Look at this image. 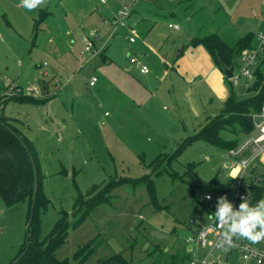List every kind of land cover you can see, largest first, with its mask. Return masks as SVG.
Returning a JSON list of instances; mask_svg holds the SVG:
<instances>
[{
    "label": "rangeland",
    "instance_id": "1",
    "mask_svg": "<svg viewBox=\"0 0 264 264\" xmlns=\"http://www.w3.org/2000/svg\"><path fill=\"white\" fill-rule=\"evenodd\" d=\"M143 1L165 10V15L151 14L156 20L145 39L154 44L161 35H167L168 42L186 41L187 36L166 26L162 16L170 17L171 10H181L190 21L179 32H207L220 25L230 45L245 32L264 29V0ZM120 10V0H44L31 11L20 0H0V116L29 127L26 136L33 143L40 188L47 198L38 211L39 239L46 237L62 211L71 227L81 215H72L77 207L78 212L84 210V201L97 195L106 182L120 180L108 201L93 208L53 249L55 257L69 259L68 264H96L114 253L131 264H154L183 252L189 218L203 213L204 205L211 206L204 192L218 190L230 196L236 182L225 166L230 159L227 148L244 132L237 126L221 127L219 136L229 142L224 147L195 137L207 119L221 111L231 90L228 79L220 83L224 95H219L209 85L213 76L204 78L209 68L202 58L200 66L182 64L174 71L164 68L162 55L168 50L164 46L158 51L144 48L141 55L142 30L105 22L113 21ZM211 14L226 20L212 25ZM87 31L97 35L96 53L81 58ZM128 36L135 42L129 43ZM130 47L148 67L147 73L128 61ZM60 56L71 58L69 68L54 67ZM195 73L199 77L189 82ZM92 76L97 82L88 88ZM253 80L240 77L232 88L235 95L244 98ZM15 96H35L41 103L10 99ZM262 175L256 183L261 189L258 201L264 200ZM144 177L151 178L152 198L145 184L133 183ZM28 191L20 205L0 215V264L15 259L25 239ZM78 195V206L73 207ZM253 245L264 249V241ZM213 255L218 264H254L234 249L228 255L225 250Z\"/></svg>",
    "mask_w": 264,
    "mask_h": 264
},
{
    "label": "trees",
    "instance_id": "2",
    "mask_svg": "<svg viewBox=\"0 0 264 264\" xmlns=\"http://www.w3.org/2000/svg\"><path fill=\"white\" fill-rule=\"evenodd\" d=\"M257 34V33H256ZM256 34L253 33H246L242 37H240L235 44L230 45L226 43L221 37L214 33H209L204 36H195L192 42L188 43L186 46H194L201 44L205 47L208 51L210 56L212 57L214 63L219 67L222 71V65L225 67H229L233 60L236 59L240 52L245 48H250L254 46L255 43L254 39L256 38ZM185 46V47H186ZM183 48L178 51L176 58L179 57L182 52ZM176 58L173 61H176ZM167 69V65H166ZM254 73V80L252 81L251 85L245 88V93L247 95L244 98H238L234 91L231 83V90L228 93L227 98L225 99L221 111L212 119H207V122L200 128L197 132L195 137H200L206 142L211 145L217 147H224L228 141L223 140L219 136V131L221 127H233L237 126L244 134H248L252 131V122L249 117L250 113L254 110L259 109L264 104V53L262 54L258 65L256 66ZM229 81V80H228ZM10 99H15L19 102H27L38 104L37 98L30 96L29 98H22L21 96H15ZM0 125L3 126L8 131L13 130L17 135L16 132V125L17 122L13 119L7 118L4 115L0 116ZM20 142H24L26 145V153L33 158V164L37 171V182L38 187L35 192V199L32 200L33 195V177L31 180L30 188L28 191V210H27V218H26V225L27 229L25 230V239L23 243L20 245L17 256L15 259L11 260L7 264H68L69 259H58L53 254V249L63 242L66 238L70 229H74L78 226L83 219L90 213V211L97 207L99 204L105 203L108 201V197L110 196L111 192L114 188L120 183L119 179H110L108 182L105 183L103 187H101L99 193L90 197V199L84 201L85 209L78 212V201L80 200V195L77 196L75 199L73 207H77L72 215L81 214L71 225L68 227V219L67 213L62 211L61 217L57 220L55 225L52 227L50 232L46 235L45 238L39 239V209L43 206H46L47 198L42 193L40 188V173H39V166L36 161V156L34 152V148L30 142L26 139L20 137L18 139L15 135H13ZM236 142L235 140L232 142L234 145ZM227 144V145H228ZM232 145V146H233ZM229 146V145H228ZM227 146V147H228ZM229 146L228 148L232 147ZM226 147V148H227ZM227 148V149H228ZM159 158H155L153 165L156 166V162ZM30 160V159H29ZM30 165L32 168V164L30 161ZM134 184L142 183L145 184L150 197H153V185L150 177H144L141 179H136L133 181ZM98 188V187H97ZM251 193L249 194V203L251 205H255L259 198L261 189L252 184L251 186ZM217 193H224V191H216ZM31 218L30 222L28 223V219ZM28 223V224H27ZM88 253H85L82 257H86ZM188 257V253L183 250V252H176L171 254L166 259L161 260L158 259L157 262L154 264H182L186 258ZM161 261V262H160ZM96 264H131L127 261L121 253H114L110 256L99 259Z\"/></svg>",
    "mask_w": 264,
    "mask_h": 264
},
{
    "label": "built area",
    "instance_id": "3",
    "mask_svg": "<svg viewBox=\"0 0 264 264\" xmlns=\"http://www.w3.org/2000/svg\"><path fill=\"white\" fill-rule=\"evenodd\" d=\"M120 1L122 10L119 13L117 12L118 14L116 18L114 16L113 22L122 23V20L126 19L131 13L133 6L139 2V0ZM119 17H123V19L120 20ZM109 21V19L105 20L106 23ZM168 26L178 28L177 25L169 24ZM96 38L97 35L94 31L87 33L84 38V52L92 53L94 51L96 53L94 46ZM127 39L129 43L134 41L133 36H128ZM256 40L257 43L254 46L243 49L236 58L232 75L228 78L232 85L237 86L240 77H244L247 81L254 79L253 71L264 53V29L257 32ZM127 56L128 61L135 64L139 72H148V67L132 53V49H129ZM96 82L97 78L95 76L90 77L87 84L88 88L95 86ZM28 90L34 91L32 87H29ZM10 94L14 95L16 93L11 91ZM249 117L252 122V131L227 149V156L231 159V164L239 168L235 186L230 196L227 197L236 209L239 208L242 197H248L249 202L248 189L251 190L252 184L256 185L264 173V167L260 164L261 156L264 153V104L259 109L252 111ZM245 174H247L246 179L244 178ZM221 196H224V193L204 192V200L210 203L212 207L204 213H195L189 218L187 224L189 233L181 244L192 247L190 250L188 249V257L182 264H218L213 257V253L216 250H224V248L218 246V240L223 229L217 222L214 213L217 210L218 199ZM233 249L239 251L245 261L251 260L254 264H264V249L244 240H237L235 237L233 238V246L229 250Z\"/></svg>",
    "mask_w": 264,
    "mask_h": 264
},
{
    "label": "crops",
    "instance_id": "4",
    "mask_svg": "<svg viewBox=\"0 0 264 264\" xmlns=\"http://www.w3.org/2000/svg\"><path fill=\"white\" fill-rule=\"evenodd\" d=\"M183 1H185V0H183ZM183 4L184 3H182V5H181V2H180L179 5L183 6ZM154 6L150 3L143 1V0H139V2L133 6L131 13H130V16H128L126 19L122 20V23L123 24L125 23V25H127L128 27H135L138 31L139 30L143 31V37H142L143 42H141L139 44L141 55L144 54V51H143L144 48L145 49L147 48L150 51H158V48H162V46H164L168 49L167 52L164 55H162L163 56L162 60H164V68L166 69V65H167L166 70L174 69V71H176L177 66H180V65L182 66V64H184V65H193V64L196 65L199 63L198 60L202 58L205 65H207L209 68L208 72L204 76V78L208 77V76H213L212 82L209 83V85L211 86L213 91L217 88V90H219V95H222V94L224 95V88H223V86H221L220 83H223V81L225 80V78H224L225 76L223 75V72L219 69V67L214 63L213 59H211L212 57L210 56L208 51L205 49V47L201 44L194 45V46H186L187 45L186 43L188 42V40L190 38H192L194 36H204V35L209 34V33H214V34L218 35L219 37H221L225 41L224 36L221 35V33H220V30L222 31L221 26L220 25H218V26L214 25V27L212 29L209 28L207 32L203 31L202 29L197 31L196 33H193V34L185 33L184 31L179 32L181 26H182V29L185 27H188L190 25V21L188 20V17L184 16V14H185L184 12H183V16H182V14L180 12L181 10L179 12H175V10L174 11L171 10L168 13V14H171L170 17L162 16L163 18H165L164 20L166 22V26L168 28H174L173 26H168V25L169 24L177 25L178 28H174V29L179 30L178 31L179 34H176V33L175 34L181 35L182 37L187 36V38L185 39L186 41L182 40V41L178 42V41L174 40V41L168 42V39H166L167 35H161L157 39V42L154 44L153 40L147 41L145 39V37H147L151 34L152 22H155V20H156L155 16H152L151 14L161 13V14L165 15L164 9H162L156 5H154ZM156 7H158V8H156ZM178 16H181V18H180L181 20H179ZM211 17H212V14H211ZM106 19H109V18H106ZM173 19H177L179 21H175ZM208 19L210 20L212 25L215 23L219 24V22H225V20H226L222 16H219V15H217V18H216V16H213L212 18H208ZM180 21L184 22V24L181 25ZM111 22H113V21L110 20L106 24H109ZM258 31H260V30L245 32L242 35H239L236 38L235 42L240 37L245 35L246 33L250 32V33H253L255 35ZM88 32L89 31H87L85 35L83 34L84 35L83 38L86 37ZM133 42H135V38H134ZM150 42H152V43H150ZM235 42H234V44H235ZM253 43H255V44L257 43L256 38L254 39ZM181 46L184 47L183 52L179 57L176 58L178 50L180 49L179 47H181ZM131 48L132 47H130L129 49H131ZM86 53L87 52H84L82 49V52L79 53V57L82 58L83 54H86ZM175 58H176V61L174 62L173 59H175ZM169 60H171V65H172L171 67L169 66ZM55 62H56V63H54L55 68H69L71 66L70 65V63H71L70 57H62V56L55 57ZM43 66H46V65H43ZM198 66H200V65L198 64ZM46 70L47 69L42 70V72H40V74H39V77ZM196 76L199 77V75H197V73L192 75L188 79L189 82H194L193 80H196L195 79ZM40 86H43V84L40 83ZM38 88H37V90H38ZM36 92H38V91H36ZM227 96H228V94H227ZM33 97H35V96H33ZM35 98H38V97H35ZM226 98L227 97H225L223 99V101H222L223 103H224ZM49 102L50 101H48V103ZM7 118H10V117L7 116ZM10 119H13L17 122V125H16L17 131L16 132L18 133V135L20 137L26 139L28 142H30L33 145L31 140L26 136L27 135L26 132L29 129V127L16 118L11 117ZM18 123H19V125H18ZM20 126H22V127H20ZM245 135H247V134H245ZM241 139L242 138H240V140ZM234 140H232V141H234ZM235 141H237V140H235ZM29 159L30 158L28 157L25 148L22 146V143L20 141H18L16 138H14V136L12 135V133L10 131H8L7 129H5L3 126L0 125V215L5 213L6 208L13 207L15 205H20L19 202L25 197L27 190L30 187L31 180L33 177V171H32ZM230 161L231 160L229 159V161L226 162L225 166L230 167L231 171H233V172L237 171V169H239V168L236 165H232L231 164L232 161L231 162ZM260 164H261V166L264 167V153L261 156ZM224 196L228 197L226 192H224ZM210 207H212V206L204 205L202 208L203 213L206 210H208ZM245 240H247V239H245ZM191 247L192 246H184V250L186 252H188V249L190 250ZM230 251L231 250H227L226 254L228 255L230 253ZM213 257H214V255H213ZM214 259H216V258H214Z\"/></svg>",
    "mask_w": 264,
    "mask_h": 264
},
{
    "label": "clouds",
    "instance_id": "5",
    "mask_svg": "<svg viewBox=\"0 0 264 264\" xmlns=\"http://www.w3.org/2000/svg\"><path fill=\"white\" fill-rule=\"evenodd\" d=\"M44 3V0H20L22 7L29 11L36 9ZM239 169L232 173L233 178L238 176ZM239 208L226 196L218 199L217 210L214 215L223 231L218 240V246L225 251L233 246V238L247 239L251 243L264 241V200L258 201L255 205L248 202V197H242Z\"/></svg>",
    "mask_w": 264,
    "mask_h": 264
},
{
    "label": "water",
    "instance_id": "6",
    "mask_svg": "<svg viewBox=\"0 0 264 264\" xmlns=\"http://www.w3.org/2000/svg\"><path fill=\"white\" fill-rule=\"evenodd\" d=\"M235 62H236V59L233 60L232 64L229 66V67H225L224 65H222V72H223V75L228 79L229 77H231L232 75V71L234 69V65H235ZM1 123V122H0ZM12 133V135H15L18 139H20V137L13 131L11 130L10 131ZM22 143V146L24 148H26V145L24 142H21ZM30 158V161H31V164H32V171H33V184H32V187H33V195H32V200L35 199V192L37 190V187H38V182H37V171L35 169V166L33 164V158L32 156H29ZM31 218L28 219V223L30 222ZM27 223V224H28ZM26 229H27V225H26Z\"/></svg>",
    "mask_w": 264,
    "mask_h": 264
}]
</instances>
